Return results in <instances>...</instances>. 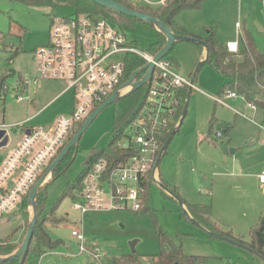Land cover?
I'll list each match as a JSON object with an SVG mask.
<instances>
[{"label": "rangeland", "instance_id": "obj_1", "mask_svg": "<svg viewBox=\"0 0 264 264\" xmlns=\"http://www.w3.org/2000/svg\"><path fill=\"white\" fill-rule=\"evenodd\" d=\"M57 16L60 13L48 7L0 0V81L3 79L10 88L0 97V123L46 128L59 117H67L72 112L73 93L71 90L64 91L60 81L39 80L30 87L28 98L26 94L22 95L23 100H19V95L12 90L18 75H33L34 51L47 43L51 20ZM97 19L105 20L113 30L119 29L111 19L102 16H97ZM175 20L183 25L181 29L194 36H204L206 30H211L219 43L229 36L237 41L235 24L239 23L240 33L247 29L256 48L264 51V0H205L198 9L179 12ZM184 25L189 29L186 30ZM125 33L141 52L151 42L149 38L132 31ZM194 52L202 54L200 48L191 42L179 41L172 47L171 55L185 66L177 69L184 77H191L200 61L193 60ZM11 72L14 74L8 75ZM223 82L222 76L208 62L202 64L194 84L204 93L192 92L187 112L161 157L158 170L161 179L178 188L180 201L209 206L211 217L221 230L249 242L251 230L260 219H264V183L259 180V176L264 175V129L254 124L258 122L264 126V111L259 110L255 114L243 98L227 99L226 94L219 95ZM211 97L224 99L229 107L216 103ZM138 106L139 103L135 108ZM42 107L31 120L25 121ZM117 109L114 103L99 112L82 134L71 165L56 177L48 179L44 212H53V216L62 221H48L46 230L57 244L42 256L29 253L25 264H110L112 258L130 254L132 247L138 255H157L158 226L181 245L185 255L206 257L208 262L201 264H264L246 246L207 235L194 224L191 217L184 214L185 205L183 208L175 198H166L157 185H152L147 194L150 211L103 208L89 211L81 219L79 211L73 209V204L79 200V191L74 190V198H71L67 194L68 188L77 182L85 170L89 155L106 148L113 140ZM235 110L249 120L236 115ZM212 118L214 131L221 128V124L231 130L226 137L213 136L212 143L222 148L227 158H231L229 150L235 149L234 144H237L241 149L235 158L242 162L244 168H219L214 163L216 150L203 137L209 135ZM18 128L11 125L8 131L14 134ZM201 139L204 142H200ZM12 149L0 150V163L5 161ZM109 192V187H105L106 200ZM21 211L20 203L9 214L13 216L12 220L6 215L0 218V240L19 230V237L14 238L13 242L18 246L21 244L32 216L31 208L27 205L25 218L21 217ZM76 229L81 231L85 247L99 252V260L90 262L88 253L79 252V242L71 236Z\"/></svg>", "mask_w": 264, "mask_h": 264}, {"label": "built area", "instance_id": "obj_2", "mask_svg": "<svg viewBox=\"0 0 264 264\" xmlns=\"http://www.w3.org/2000/svg\"><path fill=\"white\" fill-rule=\"evenodd\" d=\"M129 4L152 11L165 5L167 0H125ZM238 35L240 25L236 23ZM229 53L238 52V43L228 42ZM128 55L141 57L145 64L152 62V55L141 52L131 44L127 36L113 30L97 16L77 15L69 18L53 17L49 39L34 51L35 67L33 75L23 77L22 91L17 83L12 88L23 100L29 88L39 80H56L64 85V91L73 93V110L67 117H59L46 128L29 127L20 143L12 150L0 167V218L9 216L61 150L75 135L91 113L108 100L126 83L123 82ZM139 80V79H137ZM147 86L144 106L135 119L128 124L117 143L120 149L131 154L107 171L106 161L99 159L88 168L82 178L79 200L73 209L79 211L83 219L89 211L103 208H142L146 185L159 186L157 160L164 145V132L174 123L181 106L179 93L183 89L201 92L190 83V78L182 76L172 61L164 58L154 63ZM5 91H9L6 85ZM227 99H235L234 93L226 94ZM216 103L229 107L221 98ZM256 111V107L249 105ZM240 114L239 112H235ZM179 119L175 123L178 124ZM253 122V120H250ZM260 129L263 124L254 122ZM8 126L0 124L8 134ZM174 127V128H175ZM221 137V133H217ZM264 183V175L259 176ZM109 187L108 199L104 188ZM71 236L79 242V252L88 253L93 260L100 254L87 249L81 231L73 230Z\"/></svg>", "mask_w": 264, "mask_h": 264}, {"label": "trees", "instance_id": "obj_3", "mask_svg": "<svg viewBox=\"0 0 264 264\" xmlns=\"http://www.w3.org/2000/svg\"><path fill=\"white\" fill-rule=\"evenodd\" d=\"M22 2L31 6H44L48 7L53 12H59L60 16L69 18L77 15L86 16H102L113 20L119 29V32L126 35V31H132L135 34L145 36L151 40L148 48L145 50L148 54L154 56L158 53L161 48L165 45V37L158 32L152 26L145 24L136 18L128 17L121 14H114L113 12L102 8L90 0H15ZM117 2L128 9L140 11L151 15L152 17L163 21L173 33L177 35H183L188 37H194L202 40L209 48L208 62L217 72L222 76L224 82L222 84V89L219 92L221 94L234 93L237 96L243 98L249 105L256 108H260L264 111V51H259L254 43L251 33L247 29H243L238 35V52L236 54L229 53L226 45L217 42L214 38L211 30H206L204 37L194 36L185 30L178 29L174 27L173 22L176 15L183 10L198 9L201 3L205 0H167L165 5L155 8L152 11L146 9L135 7L125 0H112ZM131 44L137 48L135 42ZM202 51V46L196 44ZM172 50V49H171ZM18 52L15 51L14 54ZM240 57V60L236 58ZM165 60L174 62V58L171 55V51L164 58ZM126 70L123 82L125 83L129 77L138 69L145 65V61L137 55H128L126 58ZM11 72L8 75H13ZM142 74L137 76V79L142 77ZM17 84L21 85L22 91H27V87L22 85L23 77L21 75L17 76ZM196 79V78H195ZM6 84L3 79L0 81V97L6 94L5 91ZM147 86H142L137 91L133 92L129 96L116 102L117 110L115 116V130L113 133V140L110 141L106 148L98 151L92 152L87 158L86 168L80 175L76 183L70 184L68 188V196L74 198V190L80 191L82 189V178L86 174L88 168L99 159H104L107 165V171H111L115 166L125 160L131 153L127 150L120 149L117 143L121 137V133L125 127L130 124L139 113V111L144 106V101L146 97ZM187 89H183L179 93V99L181 106L178 109L174 123L170 125L168 130L164 132L163 143L170 133L174 130L175 123L180 118L183 110V105L187 96ZM139 103V106H135ZM211 126L209 128V135L204 136V140L208 143L213 142V136L217 137V133H221V137L226 136L229 133V127L221 124V128L214 131L213 128V118L211 119ZM82 125L79 126L78 130ZM77 130V131H78ZM75 132V134L77 133ZM178 131V130H177ZM176 131V132H177ZM215 145L214 143H212ZM167 149V148H166ZM166 152V150H165ZM164 152V154H165ZM74 149H71L68 155L63 159L59 166L55 169L51 178L56 177L59 172L67 167H69L74 160ZM162 185L173 195L169 196L162 192L166 198H178L180 195L178 188L174 185H170L164 180L160 181ZM46 183L40 187L37 193V222L32 234V238L28 245L27 253L24 258L20 257L9 262H0V264H25L29 253H34L35 255H44L47 250H52L57 242L52 240L47 233L46 223L51 221L53 223L61 222L62 219L55 218L52 213L44 212L45 205V189ZM151 184L146 185V193L144 197V202L140 212L150 211L147 206V194L151 188ZM183 205L193 219L204 229L214 234L225 238L227 241L233 244H239L246 246L256 254L264 262V219H260L259 223L251 230L250 241L245 242L240 238L234 237L230 232L223 231L219 227V224L212 219L210 207L207 205H190L185 204L181 201ZM27 205V195H24L21 200V217L25 218V208ZM186 215V213H184ZM16 232V231H15ZM15 232H11L5 238L0 240V256H6L12 253L18 245L13 242ZM25 235V234H24ZM159 252L157 255L153 256H142L135 252L114 257L111 259L110 264H201L208 262L206 257L203 256H187L182 252L181 245L177 244L170 235H168L160 226L157 227ZM20 245V244H19Z\"/></svg>", "mask_w": 264, "mask_h": 264}, {"label": "water", "instance_id": "obj_4", "mask_svg": "<svg viewBox=\"0 0 264 264\" xmlns=\"http://www.w3.org/2000/svg\"><path fill=\"white\" fill-rule=\"evenodd\" d=\"M90 1L95 3L98 6L102 7V8H105V9L113 12L114 14H121V15H125L128 17H133V18H136L137 20H139L145 24L152 26L153 28H155L158 32H160L165 37V39H166L165 45L161 48V50L158 53H156L154 55L152 62L146 63L143 67H141L140 69L135 71L129 77V79L126 81V83L122 86V88L120 90L115 92L108 100H106L102 105H100L97 109H95L91 113V115L88 117V119H86V121L82 124L80 129L77 131V133L70 139V141L67 143V145L61 150V152L58 154V156L55 158V160L51 163V165L43 173V175L33 185V187L30 189V191L28 192V195H27V206L31 208L32 216L29 219L23 240H22L21 244L12 253H10L9 255H6V256H0V262H9V261H13L15 259H18L20 257H22V258L25 257V255L27 253L28 245H29L30 240L32 238V234H33L36 222H37L36 199H37L38 190L40 189V187H42L45 183H47L50 180L55 169L59 166V164L63 161V159L68 155V153L70 152L71 149H74V155L77 153V144H78L82 134L89 127V125L92 123L94 118L99 114V112L101 110H103L108 105L114 104L117 101L125 98L126 96H129L130 94H132L133 92L137 91L142 86H144L150 78V75H151L153 68H154V63L165 58L169 54L173 45L176 42L185 41V42H191L194 44H200L204 49V56L197 63L196 68L190 77L191 85L194 84L195 78H196V73L198 72V70L200 69L202 64L208 60L209 48L202 40L194 38V37L177 35V34L173 33L172 30L163 21L156 19L149 14H146V13H143L140 11H136V10H132V9H128L125 6H123L117 2H114L112 0H90ZM142 73H143L142 77L139 80H137V76L139 74H142ZM192 92H193L192 88L191 87L188 88L187 96L185 99V103L183 105L182 114L179 118L178 124L174 128V130L170 133L168 138L166 139V142L164 143L162 150H161V153L158 157L157 165L159 164L160 159L163 156L169 142L171 141L174 134L178 130V127L180 126V124H181V122H182V120H183V118L187 112L188 102H189V98H190ZM8 140H9V135L7 134V131L4 129H0V149L7 145ZM233 152H234L233 149L229 150L230 154H232ZM158 187H160V189H162L169 196H173L165 188V186L162 185L161 183L159 184ZM174 198L183 207L182 202L178 198H176V197H174ZM185 213L187 216L190 217V215L188 214V212L186 210H185ZM194 224L197 227H199L203 232H205L207 235L214 237V238H217V239L226 240L225 238H222L221 236H219L217 234H214L212 232L207 231L206 229H204L201 225H199L195 221H194ZM236 245L241 246L239 244H236ZM132 246H133V244H132ZM250 251L253 252L252 250H250ZM133 252H135V251H134V248L132 247L131 253H133Z\"/></svg>", "mask_w": 264, "mask_h": 264}, {"label": "crops", "instance_id": "obj_5", "mask_svg": "<svg viewBox=\"0 0 264 264\" xmlns=\"http://www.w3.org/2000/svg\"><path fill=\"white\" fill-rule=\"evenodd\" d=\"M173 25H174V27H176V28H178V29H181V27L183 26L181 23H177V21L174 19V22H173ZM181 26V27H180ZM235 26H236V24H235ZM184 27H186V30L187 29H189L187 26H185L184 25ZM183 30V29H182ZM188 32V31H187ZM234 32L236 33V31L234 30ZM233 32V33H234ZM189 33H191V32H189ZM232 33V35L234 36V34ZM201 37H204L203 35L201 36ZM235 37V36H234ZM233 39V37L232 36H229V37H227L226 38V40H221V42L222 43H224L225 45H226V43H228V42H235V41H233L232 40ZM199 53V52H198ZM198 53H195L194 52V54H193V60H196V61H198V60H200V59H202L203 58V56H204V49L202 50V54H198ZM173 58H174V64H175V68H176V70L178 69V70H180V68H185V66H183V65H180L179 64V61L173 56ZM177 70V71H178ZM178 73H180L179 71H178ZM183 76V75H182ZM190 76H188V77H186V78H189ZM195 81H196V79H195ZM199 88V87H198ZM30 89V88H29ZM200 89V88H199ZM201 90V89H200ZM195 92H198V91H195ZM28 93H29V90H28V92H27V95H28ZM200 93H204L202 90H201V92ZM61 93H59L58 95H56V97L57 96H59ZM56 97H54V98H56ZM239 97V96H238ZM213 100H214V98L215 97H211ZM232 99V98H231ZM54 99H52L51 101H49V102H52ZM48 102V103H49ZM48 103H47V105H48ZM247 103V102H246ZM247 105L249 106V104L247 103ZM45 107V106H44ZM43 109V107L42 108H40L39 110H35V112L31 115V116H29V117H27L26 119H25V121H29V120H31L36 114H38L41 110ZM252 109V108H251ZM254 110V109H253ZM259 110H262V109H260V108H256V111L254 110V112H255V114H257V112H259ZM239 112L240 114H236L235 112ZM234 113L236 114V115H239V116H242V117H244V118H246V119H248L247 117H245V115L243 114V113H241L239 110H235L234 111ZM249 120V119H248ZM19 123H22V122H17V124H19ZM0 124H4V123H0ZM15 123H13V124H4V125H9V126H15V127H21V129H19L18 128V132H16V133H14V132H12V130H11V132L12 133H14V134H11L9 131H8V135H9V140H8V143H7V145L5 146V147H3V148H1L0 150H4V149H7V148H10V149H14L19 143H20V141H21V139H22V137H23V135H24V132H25V130L27 129V128H29V127H33V126H29V127H27V126H19V125H14ZM255 124V123H254ZM256 125V124H255ZM257 126V125H256ZM258 127V126H257ZM259 128V127H258ZM260 129V128H259ZM13 130H14V128H13ZM230 132V134H231V130L229 131ZM228 135V134H227ZM226 135V136H227ZM205 136V135H204ZM203 136V137H204ZM226 136H223V137H226ZM223 137H220V138H223ZM229 141H231V140H229ZM200 142H204V140L203 139H201V141ZM206 142V141H205ZM208 145H210V143H208V142H206ZM229 144H230V142H229ZM214 146V148H215V150H216V152L214 153V155H213V161H214V163L219 167V168H226V169H228V168H231V169H239V168H244L243 167V164H242V162L238 159V158H235V156L238 154V151L241 149L239 146H237V144H234V147H235V149H233L234 150V152L232 153V154H229V156H231V158H227L226 157V154H225V152L223 151V149L222 148H219V147H217L216 145H213ZM12 149V150H13ZM12 150H10L9 151V153H8V155L12 152ZM7 155V156H8ZM234 155V156H233ZM2 162H3V160L1 161V163H0V166H1V164H2ZM248 164V163H247ZM246 164V165H247ZM248 169V168H247ZM158 178H159V181H161V180H163V179H161V177H160V173H159V170H158ZM161 183V182H160ZM168 195V194H167ZM85 218V217H84ZM8 219L9 220H12L13 219V216L12 215H9L8 216ZM19 230H17L16 232H15V234H14V238L16 239V238H18L19 237ZM88 259H89V261L90 262H94L95 260H93L92 259V257L90 256V257H88Z\"/></svg>", "mask_w": 264, "mask_h": 264}]
</instances>
